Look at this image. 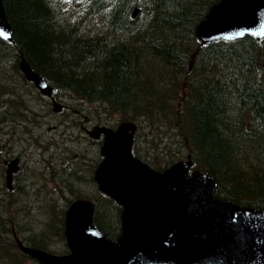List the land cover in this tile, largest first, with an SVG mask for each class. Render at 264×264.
<instances>
[{"label":"trees","instance_id":"16d2710c","mask_svg":"<svg viewBox=\"0 0 264 264\" xmlns=\"http://www.w3.org/2000/svg\"><path fill=\"white\" fill-rule=\"evenodd\" d=\"M218 1L4 0L13 41L0 38V130L24 161L10 190L0 160V264H40L19 239L67 253L74 199L95 201L96 226L120 233L122 209L94 180L101 143L85 134L107 119L138 123L134 154L153 169L191 155L216 197L264 210V37L202 45L196 27ZM21 57L55 87L61 112Z\"/></svg>","mask_w":264,"mask_h":264},{"label":"water","instance_id":"95a60500","mask_svg":"<svg viewBox=\"0 0 264 264\" xmlns=\"http://www.w3.org/2000/svg\"><path fill=\"white\" fill-rule=\"evenodd\" d=\"M136 11L134 12V14ZM202 44L264 37V0H221L196 28ZM0 37L12 41L5 4L0 0ZM20 70L46 96L55 91L25 59ZM55 110L59 104L54 102ZM138 127L122 122L116 130L96 126L103 136L95 180L102 193L122 207L121 235L114 240L98 229L95 204L77 199L65 215L70 254L57 255L19 244L40 264H264V210L241 207L214 196L209 173L192 170L191 156L156 171L133 155ZM17 161L7 169L11 187Z\"/></svg>","mask_w":264,"mask_h":264},{"label":"rangeland","instance_id":"374dc122","mask_svg":"<svg viewBox=\"0 0 264 264\" xmlns=\"http://www.w3.org/2000/svg\"><path fill=\"white\" fill-rule=\"evenodd\" d=\"M33 104V103H32ZM41 129V128H40ZM41 132H42V130H41ZM0 136H1V134H0ZM2 137V136H1ZM40 141H42L43 142V137L40 139ZM1 143H2V141H1ZM19 152H21V151H19ZM21 154V153H20ZM7 155H8V152L7 151H0V160H1V162H3V164H4V166H5V169H6V164H5V158L7 157ZM24 156H26V154H24ZM9 158H12L11 157V155H9L8 157H7V159H9ZM28 158H30V159H32V161H35V159H37L38 160V154H37V156L36 155H31V157L30 156H28ZM25 173V172H24ZM27 173L28 174H30V172H26L25 173V176L27 177Z\"/></svg>","mask_w":264,"mask_h":264},{"label":"flooded vegetation","instance_id":"af4514ba","mask_svg":"<svg viewBox=\"0 0 264 264\" xmlns=\"http://www.w3.org/2000/svg\"><path fill=\"white\" fill-rule=\"evenodd\" d=\"M11 153H12V150L10 149L8 155H11ZM11 156H12V155H11ZM11 159H12V158H9V159L6 160L5 162H10ZM16 173H17V172H16ZM16 173H14V178H13V179H15Z\"/></svg>","mask_w":264,"mask_h":264},{"label":"bare ground","instance_id":"6f19581e","mask_svg":"<svg viewBox=\"0 0 264 264\" xmlns=\"http://www.w3.org/2000/svg\"><path fill=\"white\" fill-rule=\"evenodd\" d=\"M213 2V1H212ZM134 12V11H133ZM139 15V14H138ZM18 67H19V65H18ZM14 72V71H13ZM9 77V76H8ZM15 82V81H14ZM26 86V85H25ZM31 90V89H30ZM31 93V92H30ZM29 93V94H30ZM37 93V92H36ZM35 94V93H34ZM37 95V94H36ZM37 99V98H36ZM43 99V98H42ZM72 99V98H71ZM81 99V98H80ZM39 101V100H38ZM70 102V101H69ZM84 103V102H83ZM85 104V103H84ZM72 108H73V106H72ZM74 113V112H73ZM75 115V114H74ZM61 119V118H60ZM56 128V127H55Z\"/></svg>","mask_w":264,"mask_h":264}]
</instances>
